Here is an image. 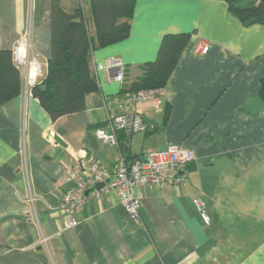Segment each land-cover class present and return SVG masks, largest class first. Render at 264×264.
Wrapping results in <instances>:
<instances>
[{
  "label": "crops",
  "instance_id": "0c3cea01",
  "mask_svg": "<svg viewBox=\"0 0 264 264\" xmlns=\"http://www.w3.org/2000/svg\"><path fill=\"white\" fill-rule=\"evenodd\" d=\"M88 1L60 3L81 6L92 35ZM132 1L128 36L91 52L97 90L81 111L52 120L21 73L20 93L0 105V264H264V25H243L223 0ZM26 31L45 74L50 0H0V50H12ZM178 33L190 39L162 88V108L139 104L146 129L118 132L117 146L98 140L121 89L154 60L164 35ZM111 58L124 64L123 85L107 68ZM173 144L194 154L186 179L137 188L139 219L110 191L89 198L77 225L65 228L58 201L76 160L91 156L112 172L120 156L144 161ZM194 197L205 203L208 225Z\"/></svg>",
  "mask_w": 264,
  "mask_h": 264
},
{
  "label": "trees",
  "instance_id": "16d2710c",
  "mask_svg": "<svg viewBox=\"0 0 264 264\" xmlns=\"http://www.w3.org/2000/svg\"><path fill=\"white\" fill-rule=\"evenodd\" d=\"M223 1L229 13L243 25H264V0ZM60 2L50 0L51 56L46 73L31 88V95L52 120L81 111L85 96L97 90L89 69L91 52L128 36L127 19L131 17L133 7L132 0H89L94 29L89 35L83 8L75 6L65 10ZM189 39L188 33L164 35L154 60L143 65L140 77L125 85L121 95H131L141 89L164 88ZM20 91V72L13 62L12 50H0V105ZM258 97L264 104V77Z\"/></svg>",
  "mask_w": 264,
  "mask_h": 264
},
{
  "label": "built area",
  "instance_id": "2783aa9c",
  "mask_svg": "<svg viewBox=\"0 0 264 264\" xmlns=\"http://www.w3.org/2000/svg\"><path fill=\"white\" fill-rule=\"evenodd\" d=\"M208 46L200 48L205 54ZM12 59L23 75L25 91L32 88L43 77V70L37 54L32 52L30 32L26 31L19 37L12 49ZM102 68V66H100ZM108 69H114L113 80L124 84L125 67L117 58L109 59ZM164 91L159 89H141L131 95H125L116 100L117 112L110 116L108 130L99 129L95 137L101 142L117 146V133L122 132L127 137L146 129L137 106L149 103L159 111L163 106ZM47 136H50V132ZM194 160L191 149L173 144L163 150H152L145 154L144 161L126 162L121 156L115 170H104L94 157H82L76 160L72 172L67 176L68 188L61 194L58 209L65 220V228L77 225V216L83 210L89 198H99L110 191H115L120 203L128 215L139 219L141 196L135 190L142 186L158 185L160 187H175L186 179L184 168ZM101 185V186H99ZM193 206L205 225L210 223L206 213L205 203L198 197L192 199ZM45 237L40 242L45 243Z\"/></svg>",
  "mask_w": 264,
  "mask_h": 264
},
{
  "label": "water",
  "instance_id": "95a60500",
  "mask_svg": "<svg viewBox=\"0 0 264 264\" xmlns=\"http://www.w3.org/2000/svg\"><path fill=\"white\" fill-rule=\"evenodd\" d=\"M53 138H54L55 142H57V143L62 145L60 139L57 136H54ZM99 186H101V185H99Z\"/></svg>",
  "mask_w": 264,
  "mask_h": 264
}]
</instances>
